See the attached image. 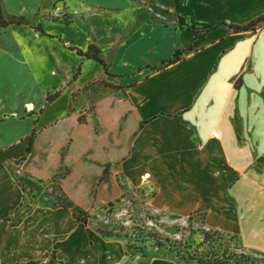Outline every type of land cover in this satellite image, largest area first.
<instances>
[{
  "label": "crops",
  "instance_id": "crops-1",
  "mask_svg": "<svg viewBox=\"0 0 264 264\" xmlns=\"http://www.w3.org/2000/svg\"><path fill=\"white\" fill-rule=\"evenodd\" d=\"M64 1L78 8L74 20L92 24L86 46L108 58L102 79L120 92L72 106L86 83L77 85L61 116L37 126L68 78L41 89L20 27H0V264H186L127 260L121 238L30 194L55 179L67 200L102 206L148 178L155 207L203 213L206 226L264 253V19L235 29L264 15V0ZM3 7L41 21L49 0ZM94 27L108 36L106 56Z\"/></svg>",
  "mask_w": 264,
  "mask_h": 264
},
{
  "label": "rangeland",
  "instance_id": "rangeland-1",
  "mask_svg": "<svg viewBox=\"0 0 264 264\" xmlns=\"http://www.w3.org/2000/svg\"><path fill=\"white\" fill-rule=\"evenodd\" d=\"M47 1L39 0V4L46 7ZM72 8L76 10H69L64 0H49V9L42 13L39 22L35 17L8 13L3 7V0H0V18L7 22L5 27H20L14 30L19 43L25 48L40 88L56 91L55 88L60 82L68 78L69 85L53 103L46 104L37 126L45 120L61 116L68 102L70 89L77 85L86 83L71 96L72 106L77 103L85 106L86 101L93 102L104 91L120 92L118 88L105 87L100 63L93 59L80 65V54L70 49L69 46H76L91 55H98L108 68V58H103L101 49L94 43L86 46L87 37L93 31L92 24L74 20L79 10L75 5ZM89 15L92 19L99 17L97 13L90 12ZM37 25H40V29ZM94 28L97 41L103 48L102 53L106 56L108 36ZM47 32L58 37H49ZM180 57L179 53L178 58ZM46 97L53 98V95ZM144 182L147 184L128 188L123 192L122 198L102 206H97L94 201L79 205L67 200L58 179L43 182L40 184L39 193L30 191V194L47 204H63L72 213L84 211L87 216L84 213L81 216L86 218V222L80 220L81 224L98 227L105 236L121 238L126 245L127 260L144 256H164L188 264L191 259L187 255L191 252L198 255H220L223 252L230 257L231 264H264L263 252L244 248L236 234L206 226L203 213L173 216L166 210L155 207L151 202L154 189L148 178ZM204 232L207 233L206 239Z\"/></svg>",
  "mask_w": 264,
  "mask_h": 264
},
{
  "label": "trees",
  "instance_id": "trees-1",
  "mask_svg": "<svg viewBox=\"0 0 264 264\" xmlns=\"http://www.w3.org/2000/svg\"><path fill=\"white\" fill-rule=\"evenodd\" d=\"M262 19H264V15L259 16L257 19L250 21L247 24H244L241 26H235V29L252 28L255 26V24L257 22L261 21ZM17 23H19V21ZM6 25H7V22L0 18V27H5ZM37 28L40 29L39 27H37ZM70 49H73L76 53H78L80 55H85L88 58H92V59L96 60L97 62H99L102 65L104 71L106 72L105 64H104V62L100 56L91 55L88 53V51L82 52L81 50H79L77 48H73V47H70ZM178 54H179L178 51L175 52L174 57L172 59H169L167 62L163 63L161 66L169 64V63L173 62L174 60H177ZM30 143H31V137H29V144L27 147L28 150L30 149ZM83 213L85 214V216H87L86 213L81 210L79 212H73V217L77 220H81L83 222H86V218L81 216V214H83ZM206 237H207V233L204 232V239H206ZM187 258L191 259V260H195L200 264H231V262L229 260L230 257L226 256L223 252L220 255H216V254L198 255L196 253L191 252L190 254L187 255Z\"/></svg>",
  "mask_w": 264,
  "mask_h": 264
},
{
  "label": "built area",
  "instance_id": "built-area-1",
  "mask_svg": "<svg viewBox=\"0 0 264 264\" xmlns=\"http://www.w3.org/2000/svg\"><path fill=\"white\" fill-rule=\"evenodd\" d=\"M211 136L214 137V138H218V137H219V132H218V130H212V131H211Z\"/></svg>",
  "mask_w": 264,
  "mask_h": 264
}]
</instances>
